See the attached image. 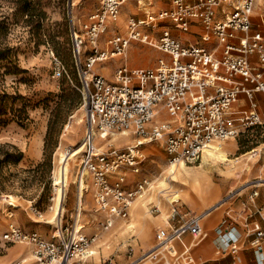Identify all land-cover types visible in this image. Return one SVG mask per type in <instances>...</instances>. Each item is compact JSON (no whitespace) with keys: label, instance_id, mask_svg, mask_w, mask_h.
Wrapping results in <instances>:
<instances>
[{"label":"built area","instance_id":"built-area-1","mask_svg":"<svg viewBox=\"0 0 264 264\" xmlns=\"http://www.w3.org/2000/svg\"><path fill=\"white\" fill-rule=\"evenodd\" d=\"M124 1L102 0L89 22L81 28L74 22L71 26V49L81 76L86 124L76 183L80 192L82 183L91 180L92 186L87 184L97 210L108 215L101 223L105 229L114 224L115 217H129L132 203L148 184L147 180H139L134 187L127 186V171L141 172L148 159L147 143L163 140L170 163L190 164L202 159L212 143L239 136L242 125L249 128L264 124L259 102L254 99L256 93L264 95V32L255 30L252 21L256 0H165L170 7L157 10H147L155 0H137L146 15L132 16L127 34L116 30L107 46L101 47L100 40L110 29L109 21L118 19ZM193 26L202 30L206 41H216L213 47L192 38H179L176 32L188 34ZM133 41L163 51L170 55L169 61L156 67H130L124 62L115 69L113 80L101 73L87 77L88 69L97 62L126 57ZM86 51L90 54L84 64L82 55ZM254 56L256 62L252 61ZM66 72L65 65L57 60L55 75L60 78ZM242 93L248 106L238 108ZM156 114L168 117L150 125ZM117 130H129L134 142L126 147H115L113 142L107 147L99 144L100 134L107 137ZM230 195L215 206L226 202ZM214 208L185 215L174 206L170 227H159L154 246L139 258L197 264L174 242L186 234L205 238L201 222ZM76 219L65 227L60 221L48 238L16 226L2 239L10 244H32L37 264H83L79 258L87 253L95 236L77 228ZM230 223L231 216L227 215L216 232L236 254L237 244L228 234ZM255 233V259L264 264V230L258 225ZM138 259L130 264H137Z\"/></svg>","mask_w":264,"mask_h":264},{"label":"rangeland","instance_id":"rangeland-1","mask_svg":"<svg viewBox=\"0 0 264 264\" xmlns=\"http://www.w3.org/2000/svg\"><path fill=\"white\" fill-rule=\"evenodd\" d=\"M127 5L131 6L132 13L128 14ZM101 6L102 0H0V58H3L0 59V94H7L4 97L3 114H0V223L3 225L0 228V259L14 251L19 253V256L6 264H37L32 244H10L2 239L10 228L17 226L48 238L54 228L60 225V221L65 227L73 222L80 211L79 228L84 229L87 234L97 235L83 257L84 264H130L154 246L158 226L166 225L167 216L171 215L173 198L180 199L177 205L185 215L209 209L229 194L231 195L226 202L243 201L249 214L259 216L260 212L255 213V207L261 209L264 205V124L249 128L242 125L239 136L217 142H232L235 145H231L228 151V163L226 161L220 165L211 161L202 166L203 155L199 161L185 165L189 172L205 174L218 185V191L213 194L217 197L210 204H203L196 194H186L188 188L183 182L185 177L168 171L170 160L164 150V141L159 140L147 143L145 151L148 159L135 178L130 176L134 179L128 188L134 187L139 180H147L148 188L133 203L131 215L124 224L113 227L108 232L102 230L101 221L105 212L97 210L91 187L92 193L83 196L82 205L77 202L79 191L75 174L78 166L74 167L72 183L65 190L64 212L57 221H51L57 189L56 169L71 152L81 147V138L86 128L81 76L71 49V26L74 22L81 28ZM121 12L124 13L125 27L120 29L116 20L110 21L109 32L100 40L101 47L107 46V40L115 35L116 30L126 35L127 23L132 14H142L135 0L124 3ZM262 16L264 7L257 14L254 11L256 24L264 28ZM192 34L202 38L197 31L190 33V36ZM133 43L149 47L138 41ZM204 43L212 44L206 40ZM130 49L127 57L116 56L102 62L97 68L94 67L93 71L102 72L107 79L113 80L118 58L123 59L130 67H148L132 66L131 62L159 60L154 52L149 53L136 47ZM88 54L90 51L82 55L84 64ZM57 60L62 61L67 68V72L60 78L55 75ZM77 119H81V124H76ZM262 119L264 120V116ZM119 132L128 137L123 141L113 140L112 136ZM107 138L104 142L98 140L99 144L107 147L109 142H113L115 147H126L134 142L132 134L118 130ZM119 141H122L121 144ZM18 150L24 153V159L15 163L4 162L6 152L12 153L16 158ZM81 153L82 151L78 156V165ZM72 162L75 164L74 160ZM175 165L176 168H181L180 164ZM87 183L92 186L91 180ZM11 194L15 197L17 208L7 206L5 196ZM226 202L221 204L224 206ZM222 205H218L215 210ZM262 214L264 215V211ZM159 216L162 222L152 221L148 229L149 239H145L142 233L144 226ZM242 225L244 229L250 228L251 231L260 225L264 230V218L250 227L246 225V221ZM215 238V234L209 233L204 242L212 244L217 251L219 248L213 242ZM194 240L199 241L197 238ZM215 256L223 255L216 252ZM24 257L28 260L22 262ZM246 260V264H252L251 260ZM136 263L153 264L149 258H139Z\"/></svg>","mask_w":264,"mask_h":264},{"label":"crops","instance_id":"crops-1","mask_svg":"<svg viewBox=\"0 0 264 264\" xmlns=\"http://www.w3.org/2000/svg\"><path fill=\"white\" fill-rule=\"evenodd\" d=\"M125 1H132V0H125ZM135 1H136V5H137L138 9L142 12V14H132V16L135 15V16H139V17H144L146 15V11L143 10V5H139L138 1L137 0H135ZM123 4H124V2H123ZM123 4H122V6H123ZM128 4L133 5V3H128ZM129 5L126 6L128 14L132 13L131 12V6H129ZM170 5L171 4L166 3L165 0H155L153 2L152 7L148 6L147 10H150V9L157 10L161 7H166V6L170 7ZM122 6H121V9H122ZM262 7H264V0H257L256 4L254 6L255 14H257L259 9ZM121 9H120V12H121ZM124 9H125V7H124ZM121 13H120V15H121ZM261 19H262V21H264V16H262ZM252 21H253V27L255 30H257V31L260 30V31L264 32V28L260 24H258V25L256 24V22L254 20V12H253V16H252ZM127 26H128V24H127ZM192 28H193V30L190 33H194V31H197L199 33V35L202 36V30L199 27L193 26ZM176 33L178 34L179 38L183 41H185L187 38L194 37V39L193 38L192 39L195 40L196 42L202 43L203 45H207L204 43L205 39L203 37L200 38L198 35L192 34V36H190V33H188V34L186 33L189 37H185V35H186L185 33H182V32H176ZM133 42L129 46V50H131L130 48L136 47V48H140V49H142L146 52H149V53L154 52L159 57V60H156V61L154 60L151 62L148 61L146 63L144 61H141L142 63H136V62L132 63L131 62L132 66L133 65H145V66L150 67L152 64V67H156V66H159L160 63L165 62V61H169V59H170V55H167L166 53H164L163 51H161L155 47H152V46H151V48L145 47V46L140 47L136 43H133ZM208 42H212L211 45H207L210 47H213L214 43H216V41H214V40H208ZM129 50H128L127 56L129 54ZM130 53H131V51H130ZM134 53H137V52L135 51ZM115 57H113V58H115ZM113 58H110V59H113ZM116 60L118 61V65L124 63L123 59L118 58ZM252 61L256 62L255 56L252 57ZM101 64H102V62L97 63L95 68H97V66H100ZM118 65H117V67H118ZM133 67H141V66H133ZM98 73H101L105 76V74L102 72H98ZM254 99H256L259 102V109H258L259 115L261 117H263L264 116V95L261 92L256 93L254 95ZM237 106H238V108L248 106V99L246 98V95L244 93L241 94V100ZM234 146L235 145L232 144V147H234ZM190 172H191L190 176L187 178V180H184L186 182L183 181L188 188L186 191V194L187 195H190V193L196 194L197 196H199L202 199L201 201L203 202V204H205V205H208V203L210 204L212 199L214 201V198L217 197L213 194H215L218 191V185L214 184L212 182L211 178L205 174L194 172V171H190ZM127 174H128L127 186H129L130 182L133 181V179L136 177V175L138 173L134 174L130 171H127ZM130 176H133L134 178L131 179ZM189 182H191V184ZM193 183H195L194 186L192 185ZM85 195H86V193L84 192L83 196H85ZM78 201L79 200L77 199V202ZM177 203H178V201H175L173 203V207L176 206L177 208H179ZM222 206L218 210H215L211 214H209V216L207 218L202 219L201 224L204 227L205 232L207 233V236L205 238H203L202 240H199L197 242L194 240L195 237L192 234H186L174 242V244H176L177 249L180 252L185 251L187 254L193 256L195 259V262L197 264H232L234 261H236L237 264H246V261H247L246 259L251 260L252 264H258L257 260L255 259V254H254L255 245H254L253 239L256 236L255 230L251 231L250 228L244 229V226L242 225V223H243V221H246V225L250 227L251 225H254V223H259V222L263 221L264 215L262 213L264 211V205L261 206V209L255 207V211H256L255 213L260 212L259 216L257 214H255V215H253L251 213L249 214V212L245 206V203L243 201H238L236 203H232V202L227 203L226 202L225 205L223 207ZM131 207H130V209H131ZM173 207H172V211H173ZM154 209H156L157 211H160V209L158 207H155ZM131 210L129 213V217L131 215ZM179 210L183 214V212L181 211L180 208H179ZM205 210H207V209H203L202 211H205ZM101 211H103V210H101ZM196 213H199V212H196ZM233 214L235 215L234 217H233ZM227 215L231 216V223H230V227L228 228V234L234 239V242L237 244L236 254L232 253L230 247H228V248L226 247L225 243H223L220 240V238L216 232V227L218 226V224H220L227 217ZM107 216L108 215L105 212V216L102 219L101 223L105 220V218ZM168 216H167V219H168ZM129 217L128 218L115 217L114 218V224L111 227H109V229L103 228L102 225H101V228L103 231L108 232L113 227H118L120 224H124L125 221H127L129 219ZM152 221L153 222H155V221H161L162 222V218H161V216L155 217V219H151L148 222V225L144 226L142 233L144 235V238L147 240L149 239V230H148L150 228L149 225H150V223H152ZM170 223L171 222L168 219V222H167V220L165 221L166 225L158 226V228L159 227L169 228ZM2 226L0 223V228ZM209 233H211V235L215 234V236H216V238L214 239L213 242L215 243V246H217L219 248L217 251L214 250V246L212 244L204 242L206 240V238L208 237ZM91 236H95V239H94V241H95L97 238V235L95 233H92ZM262 242L264 244V237H263ZM216 252H217V254L222 253L223 256L222 257L215 256ZM84 255L79 258L81 260V263H83V264L85 263L84 262L85 258H83ZM15 256H19V253H16L14 251V253L8 254V256H3L0 259V263L1 264L10 263ZM26 260H28V259L24 257L22 259V262H25ZM18 264H21V263H18Z\"/></svg>","mask_w":264,"mask_h":264},{"label":"bare ground","instance_id":"bare-ground-1","mask_svg":"<svg viewBox=\"0 0 264 264\" xmlns=\"http://www.w3.org/2000/svg\"><path fill=\"white\" fill-rule=\"evenodd\" d=\"M257 2V0H256ZM255 2V4H256ZM124 3H127V1H124ZM117 24L119 25L120 29H123L125 27V24H124V13H122V15H120L118 17V19L116 20ZM109 24H110V21H109ZM128 24V23H127ZM185 37H189L187 34L185 35ZM97 63H100V62H97ZM97 64L93 65L92 68L88 69L87 71V77L90 78L92 76V74L94 73H97V72H94L93 71V68L96 66ZM163 118H165L162 114H156L152 119L153 121L150 123V125H153V123H156V122H159L161 120H163ZM81 120V119H80ZM79 119H77V123L76 124H81L82 121H80ZM84 120V119H83ZM128 131V132H126ZM125 134H129L130 131L129 130H126ZM70 132V131H69ZM115 132H113L114 134ZM128 136L126 135H123L122 133H117V135H113L112 138L113 140H122L124 138H126ZM106 139H108L104 133L100 134L99 136V142H104ZM123 141V140H122ZM122 141H119L120 144ZM231 145H232V142H225V143H212L209 147H207V149L203 152V155H204V158H203V161H202V166L203 165H207L209 163H211V161H215L216 163H220L221 164H225V162L227 160H229V157H228V151L231 149ZM83 147L79 146L77 147V149H75L73 152H71L65 162L59 166L57 169H56V173L58 175V178H57V189H56V196H55V200H54V203L52 205V210L54 211L53 213V219L51 221H57L58 218H60L61 214L64 212V201H65V196H66V193H65V190L68 189V187H70L71 183H72V180H73V169L74 167L78 166L77 164V161L79 160V154L80 152L82 151ZM64 155V154H63ZM74 160L75 164L72 162ZM228 163V161H227ZM175 164H180L181 165V168H176L177 165ZM188 164L186 162H172L170 163V168H169V172L172 174L174 173H178L180 175H183L185 177L184 180H187V178L190 176V172L189 170L185 167V165ZM72 166V167H71ZM189 168V167H188ZM177 171V172H176ZM179 177V176H178ZM176 177V178H178ZM175 178V177H174ZM180 178V177H179ZM177 180V179H176ZM183 180V181H184ZM182 181V180H181ZM186 182V181H184ZM191 184V182H189ZM189 184V185H190ZM195 183H193L192 185L194 186ZM86 185V186H85ZM208 185V184H207ZM83 186L87 187L88 188V184L86 181H84V183H82L81 185V189H80V192H79V203L80 205H82V200H83V194L84 192L85 193H89L90 192V188H88V190L83 189ZM148 188V186L146 188H144L143 190V193L140 194L137 198L139 197H142L143 194H144V191ZM207 189V188H206ZM78 191H79V186H78ZM206 191V190H205ZM92 193V192H90ZM93 194V193H92ZM5 199H6V203H7V206L8 207H13V208H17V204H16V201H15V197L14 195H6L5 196ZM137 200V199H136ZM135 200V201H136ZM134 201V202H135ZM175 201H180L179 198H173V203ZM133 202V203H134ZM132 203V205H133ZM219 205H222V204H219ZM214 207L216 208L217 205ZM210 208V207H209ZM211 210L209 212V214H211L214 210ZM81 209H79L80 211ZM82 214V212L80 211L78 214H76V220H77V228H79V226H81V224L78 225V223H80L81 221V218H80V215ZM209 214L205 217L207 218L209 216ZM164 215V214H163ZM164 217V216H163ZM170 215L168 216V219H169ZM168 219H167V222H168ZM81 229V228H79ZM84 230V229H82ZM164 255H166L164 253ZM153 264H166L165 262L163 261H158L156 260V262L154 261H151Z\"/></svg>","mask_w":264,"mask_h":264},{"label":"trees","instance_id":"trees-1","mask_svg":"<svg viewBox=\"0 0 264 264\" xmlns=\"http://www.w3.org/2000/svg\"><path fill=\"white\" fill-rule=\"evenodd\" d=\"M1 53V52H0ZM3 59V58H0ZM0 94V114H3L4 111V97L7 96V94L5 93L4 95ZM19 151V150H18ZM24 157V153L22 151H19L18 156L16 158L13 157L12 153L6 152L5 153V157H4V162L10 163V162H19L21 161Z\"/></svg>","mask_w":264,"mask_h":264}]
</instances>
